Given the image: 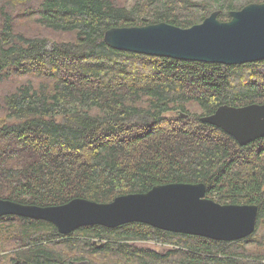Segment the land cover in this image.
<instances>
[{
    "label": "trees",
    "instance_id": "trees-1",
    "mask_svg": "<svg viewBox=\"0 0 264 264\" xmlns=\"http://www.w3.org/2000/svg\"><path fill=\"white\" fill-rule=\"evenodd\" d=\"M4 1L75 38L27 36L13 13L1 11L0 83L16 82L0 99L1 198L111 202L158 184L204 182L207 197L257 204L259 213L251 235L230 241L142 222L61 234L52 222L4 215L0 253L15 251L10 261L21 264H264V137L241 145L201 120L223 104L264 103V60L186 61L104 40L112 27L161 21L188 27L214 10L226 20L232 10L264 0H39L36 7L33 0Z\"/></svg>",
    "mask_w": 264,
    "mask_h": 264
},
{
    "label": "water",
    "instance_id": "water-1",
    "mask_svg": "<svg viewBox=\"0 0 264 264\" xmlns=\"http://www.w3.org/2000/svg\"><path fill=\"white\" fill-rule=\"evenodd\" d=\"M214 10L188 27L161 21L112 27L105 42L120 50L186 61L237 65L264 60V1L250 2L220 19ZM246 145L264 137V103L223 104L201 117ZM257 204H223L207 197L204 182L158 184L146 192L117 196L111 202L75 197L63 204H25L0 197V217L17 215L52 222L61 234L100 224L117 227L142 222L154 227L216 240L251 235L257 225ZM18 264V263H14Z\"/></svg>",
    "mask_w": 264,
    "mask_h": 264
},
{
    "label": "rangeland",
    "instance_id": "rangeland-1",
    "mask_svg": "<svg viewBox=\"0 0 264 264\" xmlns=\"http://www.w3.org/2000/svg\"><path fill=\"white\" fill-rule=\"evenodd\" d=\"M252 2H260V1H252ZM38 4H39V0H33V5L35 7ZM244 6H242V8ZM3 9H5V11L10 12L11 14L13 13L14 23L16 24V28L18 32L23 33L27 36H34V35L46 36L49 38L50 41H64V40L69 41L75 38V33L56 32V31H53L52 29L42 26L38 20L39 17L37 14H35V12L25 13V10L19 7H17L13 12L12 7L6 5L4 0H0V18L2 14L1 11ZM15 84L16 82L13 80H10V82L0 83V99H2L1 97L5 93L9 92L12 89V87L15 86ZM0 114H1V111H0ZM134 245H137L140 247H148L152 249H157L162 252H165L167 249L171 248L170 246H168V244L165 245V244H160V243H155V242H143V241L135 242ZM63 251L65 253L67 251L72 252V250L69 247H67ZM14 252L15 251H12L11 249L1 252L0 257L2 258H1L0 264H9L10 258L15 256Z\"/></svg>",
    "mask_w": 264,
    "mask_h": 264
},
{
    "label": "flooded vegetation",
    "instance_id": "flooded-vegetation-1",
    "mask_svg": "<svg viewBox=\"0 0 264 264\" xmlns=\"http://www.w3.org/2000/svg\"><path fill=\"white\" fill-rule=\"evenodd\" d=\"M70 264H72V261H68ZM89 261H78V263H75V264H82V263H85V264H88ZM14 263H18V264H21V261L19 260H16V261H10L9 264H14ZM52 264H57V263H52Z\"/></svg>",
    "mask_w": 264,
    "mask_h": 264
}]
</instances>
